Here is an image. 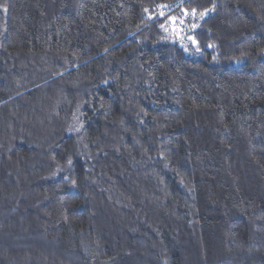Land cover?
Returning <instances> with one entry per match:
<instances>
[{
    "label": "trees",
    "instance_id": "obj_1",
    "mask_svg": "<svg viewBox=\"0 0 264 264\" xmlns=\"http://www.w3.org/2000/svg\"><path fill=\"white\" fill-rule=\"evenodd\" d=\"M0 264H264V0H0Z\"/></svg>",
    "mask_w": 264,
    "mask_h": 264
},
{
    "label": "rangeland",
    "instance_id": "obj_2",
    "mask_svg": "<svg viewBox=\"0 0 264 264\" xmlns=\"http://www.w3.org/2000/svg\"><path fill=\"white\" fill-rule=\"evenodd\" d=\"M181 21L180 24H177L175 26H173L172 24L169 23L168 20V26L166 27L167 31L170 30L171 33H181L182 31V26H183V21L182 19H179ZM187 28V31H190L191 28L189 26L185 27V29ZM180 39V38H179ZM181 44L186 47L190 52L193 50V48L196 46L194 43V40L192 38V36H186L182 39Z\"/></svg>",
    "mask_w": 264,
    "mask_h": 264
},
{
    "label": "snow or ice",
    "instance_id": "obj_3",
    "mask_svg": "<svg viewBox=\"0 0 264 264\" xmlns=\"http://www.w3.org/2000/svg\"><path fill=\"white\" fill-rule=\"evenodd\" d=\"M187 14V13H186ZM194 14V13H192ZM169 23L172 24L173 26L177 25V24H180L181 21L179 20V18H176V17H170L169 18ZM195 42V41H194Z\"/></svg>",
    "mask_w": 264,
    "mask_h": 264
}]
</instances>
